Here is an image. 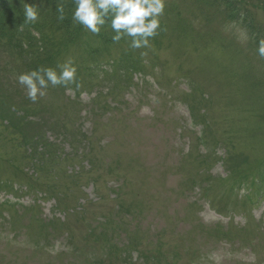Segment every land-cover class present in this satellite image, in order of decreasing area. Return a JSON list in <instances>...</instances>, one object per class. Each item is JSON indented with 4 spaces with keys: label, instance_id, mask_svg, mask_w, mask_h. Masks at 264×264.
<instances>
[{
    "label": "rangeland",
    "instance_id": "374dc122",
    "mask_svg": "<svg viewBox=\"0 0 264 264\" xmlns=\"http://www.w3.org/2000/svg\"><path fill=\"white\" fill-rule=\"evenodd\" d=\"M159 19L140 49L88 53L84 28L61 62L80 93L36 103L0 45V264H264V0H165ZM123 51L136 68L112 71ZM101 55L107 73L81 70Z\"/></svg>",
    "mask_w": 264,
    "mask_h": 264
},
{
    "label": "clouds",
    "instance_id": "9594fccd",
    "mask_svg": "<svg viewBox=\"0 0 264 264\" xmlns=\"http://www.w3.org/2000/svg\"><path fill=\"white\" fill-rule=\"evenodd\" d=\"M41 7L44 0H40ZM71 18L93 34H98L106 20L110 21L113 42L130 37L133 49L148 48L150 38L157 35L160 16L164 13L165 0H73ZM40 7L24 3V20L28 23L38 21ZM58 19H65L63 4L56 5ZM257 54L264 57V39L258 42ZM77 68L71 59L53 67H37L17 73L16 82L25 90L27 98L36 103L47 95L49 87L65 86L75 83ZM71 91V89H69ZM60 249L57 248L56 251Z\"/></svg>",
    "mask_w": 264,
    "mask_h": 264
},
{
    "label": "trees",
    "instance_id": "16d2710c",
    "mask_svg": "<svg viewBox=\"0 0 264 264\" xmlns=\"http://www.w3.org/2000/svg\"><path fill=\"white\" fill-rule=\"evenodd\" d=\"M24 3L36 4L40 7V16L35 23L24 20ZM63 4L65 19L59 20L56 5ZM73 0H44L41 7L40 0H0V45L2 52L11 56L13 60H20L21 69L29 71L37 67H53L61 64L63 58L70 52L75 40L85 37L84 27L75 23L72 18ZM249 31H253L251 22L244 21ZM93 47L88 39L81 44L86 45L88 53L96 54L105 45L107 50L114 46L112 37L107 32L97 34ZM105 37L108 38L105 43ZM80 46V45H79ZM133 59L129 52L126 58ZM15 57V58H13ZM97 61V59H95ZM132 65V69H135ZM32 124V123H30Z\"/></svg>",
    "mask_w": 264,
    "mask_h": 264
}]
</instances>
